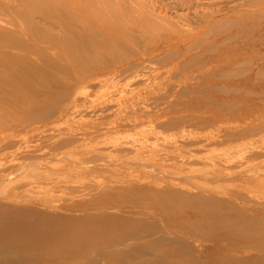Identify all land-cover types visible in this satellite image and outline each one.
I'll list each match as a JSON object with an SVG mask.
<instances>
[{
    "label": "rangeland",
    "instance_id": "1",
    "mask_svg": "<svg viewBox=\"0 0 264 264\" xmlns=\"http://www.w3.org/2000/svg\"><path fill=\"white\" fill-rule=\"evenodd\" d=\"M263 7L264 0H0V52L3 47L9 53H0V168L15 166L11 172L15 171L16 178L21 176V180L17 178L21 182L26 175L49 171L46 166H34L51 160L52 156L41 155V147L76 132L103 154L108 151L105 160L121 163L129 159L133 176L143 169L175 174L182 167L179 174L195 175L197 182L214 177L217 169L210 163L212 158L238 157L250 144L240 140L214 146L196 153L203 159L192 162L167 160L163 164L149 153L181 154L198 147L197 142L208 132H236L246 111L259 118L255 123L264 120V108L252 105L263 103L257 97L264 84L246 90L224 87L244 78L226 70L230 60H240L238 54L246 50L255 54L261 46L249 42L264 31V19H251ZM75 16L83 23L72 22ZM78 27L84 38L95 41L97 50L89 53L82 43L85 39H77V44L64 40L69 28ZM82 76L93 81L92 86L85 89ZM48 84L53 90H46ZM67 89L78 98L73 104L62 103L69 104L58 119L12 126L37 104L47 102L52 92L61 94ZM83 91L89 93L85 96ZM245 98L252 105L248 110ZM72 110L75 112L68 117ZM262 159L264 155L250 160L256 164L245 160L239 167L230 165L228 171H241L251 182L256 176L250 186L260 190L264 188V182L258 183L264 181ZM62 182H44L33 189L42 195H60L66 192L67 183ZM0 187L2 192L8 189L5 184ZM23 189L27 188L20 192Z\"/></svg>",
    "mask_w": 264,
    "mask_h": 264
},
{
    "label": "bare ground",
    "instance_id": "2",
    "mask_svg": "<svg viewBox=\"0 0 264 264\" xmlns=\"http://www.w3.org/2000/svg\"><path fill=\"white\" fill-rule=\"evenodd\" d=\"M257 11L251 14V19H264V10ZM72 22L83 23L76 16ZM69 31L64 40L77 44V39H85L82 43L89 53L97 50L94 40L82 36L83 29L69 28ZM255 42L261 45L255 54L249 50L238 54L242 58L235 62L230 60L226 69L241 73L244 78L224 87L246 90L253 84H264V31L260 32L259 39L249 43ZM0 53L9 54L3 47ZM100 74L104 73L97 75ZM81 81L82 86L87 85L85 89L92 86L93 81L85 76ZM78 88L80 93L81 86ZM46 90L53 89L48 84ZM258 94L257 99L263 103L252 105L264 108V88ZM76 97L70 96L69 89L61 94L52 92L47 102L37 104L12 126L58 119L69 104L62 103L71 101L73 104ZM252 105L245 98V110ZM73 110L68 117L75 112ZM247 112L241 117L240 129L236 132L228 130L226 135L208 132L197 142L198 147L181 154L150 151V155L164 164L167 160L171 163L202 160V155L196 153L240 140L247 146L255 145V148L243 147L248 149L243 154L239 146L241 156L237 154L238 157L225 154L220 160L212 158L210 163L217 169V174L214 177L208 175L209 180L198 178L201 182L195 181V175H180L182 167L177 168L175 174L161 169H149L148 172L143 169L140 175L133 176L128 167L130 162L126 161L129 159H123L121 163L111 158L105 160L103 156L108 151L103 154L76 132L41 147V155H50L51 160L34 166H46L49 171L26 175L21 182V176L18 180L15 171L11 172L15 166L4 165L0 168V182L8 189L0 191V264H264V188L255 190L251 187L256 176L251 182L248 175L249 180L241 176V171H235V174L228 171L230 165L239 167L245 160L252 163L250 160L264 155V120L255 123L259 118H252ZM233 146H230L232 151ZM64 148L68 149L60 151ZM82 149L84 152L74 153ZM61 180L67 185L66 192L60 195H50L48 189L44 191L48 194L42 195L33 189L44 182ZM23 187L27 189L20 192ZM194 190L198 192L193 193Z\"/></svg>",
    "mask_w": 264,
    "mask_h": 264
}]
</instances>
